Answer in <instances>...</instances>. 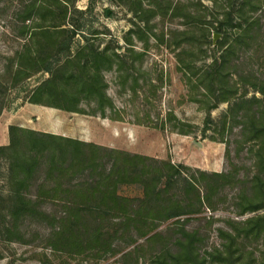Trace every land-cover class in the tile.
<instances>
[{"label": "rangeland", "instance_id": "374dc122", "mask_svg": "<svg viewBox=\"0 0 264 264\" xmlns=\"http://www.w3.org/2000/svg\"><path fill=\"white\" fill-rule=\"evenodd\" d=\"M74 1L66 19L63 8L54 7L45 25H60L67 31L66 42L73 28L77 29L71 42L72 57L86 45L99 51L109 49L116 55L114 67L103 70L107 94L115 110L108 111L103 118L93 115L94 103L84 104L89 115L30 106L32 90L50 77L47 73L37 74L3 93L9 81L5 76L8 60L33 43L31 37L38 21L36 16L23 21L29 14L25 12L27 6L35 0H0V107L2 101L5 104L0 132L6 134L9 121L19 119L27 129L185 166L188 169H181L184 176L199 177L196 170L226 174L227 178L220 181L219 190L212 195V208L204 207L200 212L159 223L158 230L170 234L168 228L177 219L187 221L184 224L189 231L199 232L198 248L207 260L205 264H217L209 254L226 242L224 233L232 229L230 222L264 215V200L259 199L253 201L262 208L240 214L247 203L241 196L253 195L258 175L255 142H245L242 126L236 122L227 124L224 130L229 103L208 111L207 106L215 100L204 102V90L198 87L201 70L214 61L215 51L209 42L214 43L215 35H221L215 29L217 18L221 19L229 5L237 7L244 0H144L146 10L158 14L147 12L143 19L136 15L137 0ZM252 2L244 8L245 17L257 24L243 39L246 42H235L237 28L227 30V38L221 35L216 42L226 39L228 44H235V50L226 55V70L232 83H241V91L250 90L249 97L256 93L253 86L264 80V0ZM24 27L29 30L22 33ZM135 32H139L141 39ZM53 56V60L58 56L64 58L65 52H55ZM8 138L10 143L9 130ZM8 172V163L0 160V264H152L151 258L167 242L164 237L152 242L148 238H118L112 250L106 246L77 252L56 249L49 239L54 225L48 219L27 218L18 223L17 229L12 228L6 218V206L1 202L12 190ZM262 180L264 184V176ZM159 187H163V182ZM176 190L181 195L178 186L172 191ZM30 191L34 194L36 189ZM121 192L128 197H141L143 188L139 184L124 185ZM242 201L246 203L241 204ZM42 208L48 214L62 210L50 202ZM236 248L244 262L264 264V237L248 238ZM127 252H133L132 256L123 259Z\"/></svg>", "mask_w": 264, "mask_h": 264}, {"label": "trees", "instance_id": "16d2710c", "mask_svg": "<svg viewBox=\"0 0 264 264\" xmlns=\"http://www.w3.org/2000/svg\"><path fill=\"white\" fill-rule=\"evenodd\" d=\"M252 1L244 0L237 7L230 3L221 19L216 20V32L226 37L227 30L237 28L239 34L235 42L244 44L243 39L249 37V31L257 24L251 17H245L244 8L254 3ZM74 3V0H35L27 6L25 12L29 14L23 21L36 16L38 23L33 30H37L31 37L33 43L8 60L5 76L9 81L3 93L37 74L47 73L50 77L32 90L29 103L83 115H89L84 104L94 103L93 115L105 118L115 107L107 94L103 70L114 67L116 55L109 49L99 51L86 45L72 57L71 42L77 29L73 28L66 42L67 31L60 25H45L54 7L63 8L66 19ZM136 3V15H142L140 19L147 12L158 14L146 10L144 0ZM28 30L29 27H24L22 33ZM135 34L141 39L139 32ZM209 45L215 51L214 61L201 70L198 83L204 90V102L209 103L210 98L215 100L207 109L210 111L221 103H229L224 115V130L232 121L241 124L245 142H255L257 146L258 175L253 195L244 193L241 196L247 201L241 202L246 203L240 213L243 215L262 208L254 201L264 200V80L253 86L256 93L249 97L250 90L241 91V83H232L226 70V55L235 50V44H228L225 39L215 46L213 42ZM55 52H65L64 58L58 56L53 60ZM4 108L2 101L0 116ZM180 133L188 134L186 131ZM9 135V145L0 146V160L8 163L12 190L1 202L6 206V218L12 228L17 229L18 223L27 218L48 219L54 225L49 238L54 241V248H68L69 252L104 246L112 250L118 238H148L147 241L152 242L164 237L167 242L151 258L152 264L206 263L198 248L199 232L189 231L184 224L187 221L177 219L168 228L170 234L159 232V223L200 212L204 207L212 208V195L219 190L226 174L196 170L199 177L184 176L181 169L188 168L177 167L172 162L15 125L10 126ZM161 182L163 187H159ZM134 184L143 188L141 197H128L121 192L122 186ZM176 186L181 195L177 190L172 191ZM33 188L36 189L34 194L30 191ZM46 202L58 205L61 213L48 214L42 208ZM230 224L232 229L224 233L226 242L209 254L211 260L217 264H249L237 254L240 250L236 247L248 238L264 237V215ZM132 253H124L123 259L131 257Z\"/></svg>", "mask_w": 264, "mask_h": 264}, {"label": "crops", "instance_id": "0c3cea01", "mask_svg": "<svg viewBox=\"0 0 264 264\" xmlns=\"http://www.w3.org/2000/svg\"><path fill=\"white\" fill-rule=\"evenodd\" d=\"M29 105L30 106H36V107H38V105H33V104H29ZM40 107H44V106H40ZM45 108H48L50 110H56V109L50 108V107H45ZM73 114H76V113H73ZM52 122H53L52 124L54 126L55 125L54 124V121H52ZM0 124H1V118H0ZM14 125L15 126L22 127V128H25L26 127L25 126L26 124L23 121H19V119H12V121H9V123L6 125V128H5L7 133L5 134L3 131L0 132V146H7V145H9L8 130H9L10 126H14ZM0 130H1V128H0ZM32 130H35L36 131L37 129H32ZM42 132L47 133V131H42ZM74 139H78V138H74ZM78 140H80V139H78ZM84 142H87V141H84ZM100 146H104V145H100ZM104 147H106V146H104Z\"/></svg>", "mask_w": 264, "mask_h": 264}, {"label": "water", "instance_id": "95a60500", "mask_svg": "<svg viewBox=\"0 0 264 264\" xmlns=\"http://www.w3.org/2000/svg\"><path fill=\"white\" fill-rule=\"evenodd\" d=\"M221 37V35H219V34H216L215 35V37H214V46L216 45V42H217V40L219 39ZM199 147H201L202 146V144L201 143H196Z\"/></svg>", "mask_w": 264, "mask_h": 264}]
</instances>
